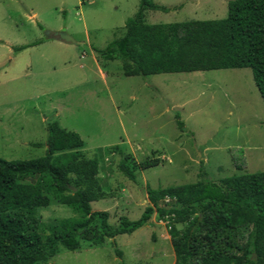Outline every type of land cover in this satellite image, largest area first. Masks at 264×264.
I'll use <instances>...</instances> for the list:
<instances>
[{
  "label": "rangeland",
  "instance_id": "1",
  "mask_svg": "<svg viewBox=\"0 0 264 264\" xmlns=\"http://www.w3.org/2000/svg\"><path fill=\"white\" fill-rule=\"evenodd\" d=\"M140 1L0 0V158L45 156L51 122L79 133L87 158L100 161L99 182L108 195L93 211L110 213L112 224L139 220L151 205L150 190L194 184L200 168L213 182L264 172V100L251 69L144 80L127 77L121 62L100 55L125 35ZM152 1L169 12H147L148 24L224 19L234 0ZM49 32L67 33L75 43H60ZM108 61L114 63L106 72ZM114 146L120 152L108 150ZM127 156L133 179L119 168ZM148 158L162 164L144 170ZM235 161H246L245 171ZM40 214L44 222L77 216L58 205ZM163 221L154 215L132 235L117 236L116 246L108 239L99 247L83 242L76 252L61 249L48 264H172L176 254Z\"/></svg>",
  "mask_w": 264,
  "mask_h": 264
},
{
  "label": "trees",
  "instance_id": "2",
  "mask_svg": "<svg viewBox=\"0 0 264 264\" xmlns=\"http://www.w3.org/2000/svg\"><path fill=\"white\" fill-rule=\"evenodd\" d=\"M161 10L169 12L152 0H141L137 14L126 23L125 35L100 55L121 62L127 77L144 80L248 68L264 100V0L230 1L227 16L220 20L146 22L147 12ZM112 61L105 65L106 72ZM176 119L185 132L180 114ZM47 129L45 156L0 158V264H48L61 249L76 252L83 242L99 247L111 239L116 246L117 236L132 235L154 215L170 222L175 264H264V172L213 182L200 168L201 179L194 184L150 190L151 205L139 220L122 217L112 224L110 213L92 207L108 196L99 182L98 158H87L79 133L57 121ZM108 150L117 152L119 146ZM129 159L125 157L119 168L133 179ZM161 164V158H148L141 166L147 170ZM246 165L237 164L238 170L245 171ZM52 205L71 208L77 216L44 222L40 212Z\"/></svg>",
  "mask_w": 264,
  "mask_h": 264
},
{
  "label": "water",
  "instance_id": "3",
  "mask_svg": "<svg viewBox=\"0 0 264 264\" xmlns=\"http://www.w3.org/2000/svg\"><path fill=\"white\" fill-rule=\"evenodd\" d=\"M49 34L50 32L48 33V35ZM54 38L60 41L75 43V40L71 36H69L67 33H64V32L54 33Z\"/></svg>",
  "mask_w": 264,
  "mask_h": 264
},
{
  "label": "crops",
  "instance_id": "4",
  "mask_svg": "<svg viewBox=\"0 0 264 264\" xmlns=\"http://www.w3.org/2000/svg\"><path fill=\"white\" fill-rule=\"evenodd\" d=\"M37 18V15H36V12L35 13H32V18ZM30 19H31V17H30ZM52 34V32H50V34L49 35H51ZM53 39H55V38H53ZM57 41H59L60 43L62 42V41H60V40H57ZM11 54V53H10ZM11 58V57H10ZM160 232V231H159ZM168 236H169V234H168ZM170 237V236H169ZM174 254V253H173ZM161 255V254H160ZM173 257V256H172ZM163 258H166V255L164 254L163 255ZM174 260H173V262H172V264H175V258H173Z\"/></svg>",
  "mask_w": 264,
  "mask_h": 264
},
{
  "label": "built area",
  "instance_id": "5",
  "mask_svg": "<svg viewBox=\"0 0 264 264\" xmlns=\"http://www.w3.org/2000/svg\"><path fill=\"white\" fill-rule=\"evenodd\" d=\"M166 203H169L170 202V199H166V201H165ZM163 223H165L164 225L167 227V229H171L170 227H169V221L168 220H166V221H164Z\"/></svg>",
  "mask_w": 264,
  "mask_h": 264
},
{
  "label": "clouds",
  "instance_id": "6",
  "mask_svg": "<svg viewBox=\"0 0 264 264\" xmlns=\"http://www.w3.org/2000/svg\"><path fill=\"white\" fill-rule=\"evenodd\" d=\"M52 34H54V33H52ZM50 37H51V36H50ZM55 39H56V38H55ZM62 42H63V41H62ZM165 201H166V199H165ZM165 201H164V202H165ZM162 223H163V222H162Z\"/></svg>",
  "mask_w": 264,
  "mask_h": 264
}]
</instances>
